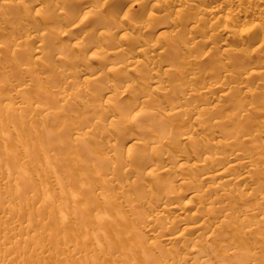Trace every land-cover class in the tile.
I'll list each match as a JSON object with an SVG mask.
<instances>
[{
  "label": "rangeland",
  "instance_id": "374dc122",
  "mask_svg": "<svg viewBox=\"0 0 264 264\" xmlns=\"http://www.w3.org/2000/svg\"><path fill=\"white\" fill-rule=\"evenodd\" d=\"M36 1L38 0H24L25 3L19 6L16 0H0V44L1 42L5 44L3 48H0V84H3V92L0 93V97L3 98L4 96V98L10 99L14 113L21 116L22 120L20 121L19 119V122L25 123L23 125L28 129L27 131L39 134V138L35 143L37 162L27 165L31 170L37 187H41L40 180L47 176L50 189H52L51 183L54 181L50 168L51 161L55 159L53 157H58L59 154L61 157L64 151L59 149L65 144H84L87 149L95 148L98 154L101 152L102 155H110L111 151H109L108 146L116 139L115 135H122L127 139L125 145L118 151L122 156V161H118L116 178L112 182V185L105 189L97 188L91 192V195L94 197L98 193H100V196L103 193L111 195L119 194L118 191L121 188H123L124 196L133 195L138 192V183L140 182L144 187L143 195H148L149 188L147 185L155 183L156 178L147 176L149 169H146L145 166L135 168L134 170L137 173H131L132 171L126 172V151L130 150L133 155L138 152L139 158L135 164H140L145 158L151 168L154 165L161 167L165 164L164 162L168 156V158L170 157L169 166L171 167L168 173L161 175L162 181H169L172 184L171 192H176L172 199H174V205L183 211V214L179 216L182 217L180 222L185 223L199 202L198 199H191L193 193L201 189L203 187L201 185L203 184H199V182L188 183L181 180L182 177H179L181 172H178L176 165L178 163H187V160L197 156L196 148L192 145L184 146L181 144L179 136L189 124L195 123V113L187 115L186 110L197 108L199 99L186 103L180 115L173 118H166L159 113L157 106L167 105V103L178 100L183 101L184 97L182 93L185 90L188 92L203 84L218 83L222 80L220 76L223 72L230 70L234 72V79L226 80V85H224L226 89L231 88L229 96L220 97L218 103L210 105V107L212 106V114L208 117L207 121L201 123L199 126V128L204 130L205 134H203L204 136H200L202 133L198 131L196 136L206 139H211L216 134L217 136L226 135L234 137L238 132L246 135V138L255 136L256 144L261 148L259 149L261 154L252 157L254 167L251 175L253 181L260 185L256 191L264 190V129L260 127L261 122L264 121V93L258 89V86H262L264 83V77L249 78L245 85L246 89H239L240 86L238 85V81L250 69L264 66V47H258L259 43L257 44V40L260 38L264 39V11L262 7L258 8L253 3L232 6L231 11L228 10L229 7H226L224 15L228 16V22L224 18L214 14L200 22L195 30L189 31L187 25L196 23L197 19L201 18L203 12L211 8L209 7L212 4L211 0L202 3L192 0H156L157 3L143 14L138 5L130 3L131 0H121L123 3L121 9L116 16L111 18V20L120 22L119 29L116 31L107 30L104 24L108 21L101 24L97 13L95 11L89 12L91 8L89 6H94L97 3L106 4L107 0H44L45 7L42 11H37L34 8ZM77 1L83 4L81 9L74 7ZM175 1L178 2V7H174ZM254 9L257 11L255 16L249 14L246 17H241L237 15V12H233V10L255 11ZM150 13H153L155 16L165 14L166 19L164 22L156 18L151 19L149 18ZM177 23L179 24V28L174 29L175 26L173 24ZM226 25H231L230 33L223 32V27ZM17 26L19 27L17 34H11V30ZM134 26L138 27L134 28ZM93 27H95L94 36L86 40L87 31L92 30ZM109 34H113L117 40H122L118 42L119 45L128 43L130 48L119 57H105L95 52V48H104L107 52L113 50L114 45L103 44ZM212 34L214 36L210 40ZM32 37L36 38L33 39ZM224 38H226L225 41L223 40ZM40 40H42L41 44ZM209 40L210 42L204 45L203 42ZM18 43L23 45L22 51L28 50L31 52V60L29 61L30 73L27 80H25L23 72H25L24 68L28 66L18 63L15 58L18 54H13V49L18 46ZM152 45L155 46L154 49L156 50L160 46H163L166 55L159 57L157 52L152 50V47H154ZM137 48L144 49L142 54L135 52ZM177 49L179 51H176ZM57 55L66 61V63L62 64L63 71L75 70L78 72L84 67H91L89 69H92V71L87 75L81 73L75 74L71 82H68L60 72L61 66L59 67V65L61 64H57L54 61V56ZM189 55L193 56L189 57ZM128 57H131L133 61H127ZM182 58L192 59L199 64L208 61L209 64L207 68L200 67L198 75H193L190 69L181 63ZM154 59L165 62L168 66L172 67V71L168 73L163 67L151 64ZM112 67H118V70L112 71ZM129 68L132 69L129 70ZM95 73L100 74L101 77L98 84L88 86L90 95L81 93L76 99H70V101L66 102L65 98L70 97L77 87L86 86L87 79L96 76ZM158 78L163 82L160 85H156L155 83L158 81ZM47 80H50L49 84ZM30 82H34L33 86L29 85ZM109 84H113V90L119 94L112 103H106L104 97L108 92ZM127 85H131V88L127 93H124L123 90ZM23 86L31 87V89H28L30 92L27 94L18 92L20 87ZM55 87L59 88V93L54 92ZM39 88H42L41 90L44 91H41ZM38 92L40 94L46 93L40 95ZM50 92H54L56 95H52ZM17 96H20L19 100L14 99ZM214 96L217 98L218 95ZM3 100H0L2 102L0 107L7 103V100ZM17 104L31 105L33 110H27L29 108L26 109L25 107L23 111H18L16 109ZM100 106L104 108L107 106L108 110H112L113 112L109 115L120 114L121 117L116 122H113L109 117L98 111V107ZM135 106H140L144 110L153 113L148 115V117L154 122V133L144 131L146 129L144 121L140 119L141 117L133 116L134 110L140 109V107L135 109ZM36 107L37 109H35ZM13 110H9L6 113L12 114ZM55 115L59 117L58 123L53 121ZM0 118H2L0 131L2 127L12 132L14 129L6 122L5 118L2 115ZM219 120H223L226 124L218 128H211V123L214 126L215 122ZM8 121L10 122V120ZM75 128L78 129L77 132H73ZM90 129H94L93 137L90 140L76 141V133L83 134ZM50 131L55 135H50L48 133ZM46 134H49V137L46 136L45 138ZM61 136H63V139ZM133 138L141 140L140 144L134 148H132L133 141H131ZM24 139L26 140L27 138ZM24 139L23 137L20 138V140L25 141ZM5 142H8V139ZM5 142H0V146H3ZM155 145L162 146L167 154H158L152 150V147ZM14 148L22 159L29 157L25 147L18 145L14 146ZM238 149L243 148L237 143L230 144L229 142H224L222 146V150ZM59 151L61 152L59 153ZM181 151L184 153V160L178 161L176 158ZM62 156L64 157L66 154L64 153ZM37 170L40 175L37 174ZM243 171L245 170L236 169L234 174H244ZM186 174H190V172H186ZM195 174L199 175L197 172ZM259 174H261L260 177ZM92 180L93 178L90 179V181ZM50 189L49 191L44 189L45 191L42 192L51 195L53 189L52 192ZM243 189L244 184L238 188V191ZM261 193H264V191ZM72 194L79 197L80 194H83L87 197L85 204L88 211L83 217L86 220L91 219L92 224H94L98 213L108 210V205L113 202V199L109 196L105 199L104 206H102L100 199H93L88 202L89 194L87 191L72 189L69 195ZM221 199L234 202L235 204L243 202L250 206L253 205V207L257 205L256 203H260V201L250 200V197L247 196H230ZM37 200L40 204L44 199L39 197ZM68 200L71 202V197ZM51 203V201L45 203L44 209L47 210ZM7 205L0 204V207H6L4 212H0V221L6 217H10L14 223L11 226L7 222L5 225H1L0 239H5V234L13 230L16 222L23 224L26 217L30 216L38 222L45 223V227L40 226L38 229L40 240L28 246V249H35L36 253L42 255V258L40 257L42 260L40 261L39 259V262H34L33 264H84V260H75L74 258L79 254L91 252L89 237L85 236L86 241L83 246H74V237H71L72 243L61 245V247L66 246L68 254L66 260L62 258L61 260L57 256H52L56 245L53 244V233L51 232V230H55L54 225L56 223L61 224V217L57 213L53 215L40 211L36 207L38 204H34V206H30L22 211H10ZM127 205L129 204H126V206L122 205L121 210L127 218L139 216L147 220L152 216L158 219L156 210H144V206L141 203L135 204V212L131 214ZM64 208L71 209V205L67 204ZM74 208V211L78 210L76 207ZM246 212H239L238 216L240 218H234V215H232L225 221L232 222L234 226L239 225V220H241V223H249L248 220H250V223L256 224L257 218L261 215L254 211L255 217L243 218ZM67 214V217H73L70 211ZM186 214L187 216H185ZM116 218L117 215H114L113 220ZM171 219V216H165L159 218L157 221L160 222V225H166ZM219 219L221 217L213 215L209 225H216L215 223ZM103 222L99 217L98 226L101 227ZM69 226V221L66 219V223L63 226L60 225L59 230H68ZM128 227L127 233L136 232L137 230L141 231L139 239L143 245H146L151 238L155 237L152 232L148 233L143 231V229L139 230L138 225L132 224ZM73 228H75L74 225ZM156 229H153V231ZM178 230H180V227L176 232ZM28 232L37 234V231L33 229ZM167 233L168 231L165 232V234ZM26 235L25 232L23 236ZM70 235H75V239H80L82 235L84 236L83 229H79L78 231L76 229L74 232L71 230ZM224 235H228L229 237H225ZM232 235L233 231L231 229H219L215 230L212 236H206L200 242H195L191 240L194 234H190L188 239L182 244L179 242L174 243L172 255L176 258H185L180 260L182 261L181 264H187L188 261H197L199 259H208L211 264H221L222 258L232 251L225 248L219 239L228 238L236 242L237 248L235 249V253L247 255L245 263L264 264V252L256 260L249 261V255H251V250L255 246H248L246 241H238V237L233 238L231 237ZM246 236L250 237V233H246ZM253 237L255 235L251 238ZM16 239L11 237L8 242H14ZM137 240L130 236L121 238L120 241L123 247L116 253V260L113 262L99 260L95 264H125L131 261L134 253H137L135 247ZM167 245L162 244V247L150 251V254L155 257L156 261L167 259L166 255H164L165 250L168 249ZM128 246H132V254L127 256L123 248ZM191 249H194L195 253L190 252ZM135 255L138 256V254ZM138 261L140 264H144L142 258H139ZM238 263L234 258L229 261V264ZM10 264H14V260Z\"/></svg>",
  "mask_w": 264,
  "mask_h": 264
},
{
  "label": "bare ground",
  "instance_id": "6f19581e",
  "mask_svg": "<svg viewBox=\"0 0 264 264\" xmlns=\"http://www.w3.org/2000/svg\"><path fill=\"white\" fill-rule=\"evenodd\" d=\"M192 1L202 3L208 0ZM211 1L212 4L209 6L211 8L204 11L201 18H198L196 23L187 25L189 27V31L195 30L196 26L200 22L204 21V19H206L207 17L213 16L214 14H217L218 17H222L228 22V16L224 15L226 7H229L228 10L231 11L232 6H242L247 3H253L258 8L262 7L264 11V0ZM16 2L19 6L25 3L24 0H16ZM130 3L132 5H138L143 14L150 7L154 6L157 1L131 0ZM122 4L123 3L121 2V0H107L106 4L97 3L94 6H89L91 7L89 12L95 11L97 13V17H99L98 19L101 21V24H104L106 21H108L104 24V27L107 30L118 31L120 22L111 20V18L117 15L118 11L121 9ZM34 6L37 11H42L45 7V1L38 0L34 3ZM176 6L178 7L177 1L174 2V7ZM74 7L81 9L83 7V4L77 1L74 4ZM233 12H237V15L241 17H246L249 14L255 16L257 14L256 10H233ZM149 18H156L158 20H163L162 22H164L166 19V15L164 14L161 16H155L153 13H150ZM173 25L175 26L174 29L179 28L178 23ZM137 27L138 26H134V28ZM18 29V26L13 28L11 30V34H17ZM94 30L95 27H93L92 30L87 31L85 36L86 40H89L94 36ZM230 30L231 25H226L223 27L224 33H230ZM70 31L72 30L70 29ZM213 36V34L210 36V40ZM210 40L203 42L204 45L208 44ZM223 40L225 41L226 38H224ZM120 41L122 40H117L113 34H109L105 38L103 44L114 45L113 50L107 52L106 50H104V48H95V52H97L98 54H102L105 57H119L124 53V51L130 48L128 43L119 45L118 42ZM41 43L42 40H40V44ZM257 44L259 45L258 47H264V39L260 38L259 40H257ZM4 45L5 44L1 42L0 48H3ZM22 47L23 45L21 43H18V46H16V48L14 47L13 49V54H18L15 56L18 63L28 66L24 68L25 72H23L25 80H27L30 73L29 61L31 60V52L28 50L22 51ZM152 48L153 51L155 50V52H157V55L159 57L166 55V51L163 46H160L157 50L154 49L155 46ZM143 51L144 49L142 48H137L135 50L137 54H142ZM176 51H179V49H177ZM191 56L193 55H189V57ZM54 58V61L57 64H61L59 65V67L61 66L60 72L63 75L64 79L68 82H71L75 74L81 73L87 75L92 71V69H89L91 67H84L78 72L75 70L63 71L62 64L66 63L65 59L59 55L54 56ZM127 61L133 60H131V57H128ZM181 63L189 68L193 75H198L200 73V67L207 68L209 64L208 61H204L199 64L194 60L188 58H182ZM151 64H156L158 67H163L168 73L172 71V67L168 66V64H166L165 62L154 59ZM131 69L132 68H129V70ZM111 70H118V67H112ZM233 73L234 72L230 70H225L220 76L222 77L221 81L219 79L220 82L217 81L218 83L214 82L209 85L203 84L202 86L194 90H189L188 92H186L185 90V92L182 93L184 97L183 101L178 100L176 102L167 103V105L157 106V111L159 113L164 115L166 118H173L180 115V113L182 112V108L185 107L186 103L199 99L197 108H192L190 110L185 109L188 113L187 115L195 113V123L189 124V126L185 130H183V132H181L179 136L181 140L180 143L184 146L192 145L193 147H195L197 155L193 159L187 160V163H178L176 165V169L178 170V172H181L179 177H182L181 180L187 181L188 183L199 182V184H203L201 185L203 186L201 189H198L193 193L191 199H198L199 202L195 207L194 212L191 213L185 223L180 222V219L182 217H180L179 215H182L183 211L177 208L176 205H174V199L172 198L174 197V193L176 192H171L172 184L169 181H162L161 175L168 173L171 167L169 166L170 157L168 158V156L166 157L167 160L164 162L165 164H163L161 167H157L156 165H154L151 168L145 158L144 161H142L140 164H135L137 159L139 158L138 152L133 155L130 150L126 151V172L129 173L132 171L131 173H137L134 170L135 168H141L142 166H145L146 169H149L147 171V176L156 178L155 183H149L147 185V187L149 188L148 195H143L144 187L142 186L141 182L138 183V192L133 195L124 196L122 191L123 188L118 191L120 196L119 194L111 195L109 193H103L102 196H100V193H98V195L94 197L91 195V192L97 188L105 189L112 185V182L116 178L118 161H122V156L118 151H120L121 148L125 145L127 139L122 135H115L116 139L108 146L109 151H111L110 155H102L100 152V148V154H98L95 148L87 149L84 144H65L64 146H62L59 150H63L64 152H62V154L65 153L66 156L63 157L61 154L60 157L59 154L58 157H53L56 160L52 158L53 160L51 161L50 168L54 181L53 183H51L53 193H51V195L43 193L42 191H49L50 189L48 177L46 176L47 179L46 177L42 178L40 180L41 187H37L31 170L27 167L28 164L37 162V149L35 147V143L39 138V134L37 132L34 133L27 131L28 129H26V127H24L23 125L25 123L19 122V119L20 121L22 120L21 116L14 113V110L12 109L13 105L11 104L10 99L4 98V96L3 98L0 97V100H7V103L4 102L5 104L1 105L0 116L2 115L5 118L6 122L10 124L12 129H14L12 130L13 134L15 133L17 136L15 134L13 135L12 132L8 131L7 129L1 127L0 142H5L6 139H8V142H5L3 146H0V204H8L7 206L10 211H22L23 209H26L30 206H34V204H38L36 207H38V209L42 212L53 215L57 213L61 217V224L56 223L54 225L55 230H51V232L53 233V244L56 245L54 254L52 256H57L60 259L62 258L63 260H66L68 258V254L66 251V246L61 247V245L72 243L71 237H74L75 239V235L71 236L70 231L73 230L74 232V230L76 229L77 231L79 229H83L84 236L82 235L80 239H73L74 246H83L84 242L86 241L85 236L89 237L90 239L89 242L91 245V252L79 254L74 258L75 260H84V264H95L99 260L105 262L115 261L116 253H118L123 247L120 239L127 236L138 240L135 244L137 253H134L133 259L126 262L125 264H140L138 261L139 258H142L144 260V264H181L182 261L180 260H183L185 258H176L174 257V255H172V246L174 245V243L179 242L182 244L186 239H188V236L190 234H194V237H192L191 240L200 242L201 240L206 238V236H212L215 230L219 229H231L233 231V235L231 237L235 238L237 236L238 241H246L248 246L254 245L255 247L251 250V255H249L248 260H256L257 257L262 256V252H264V193H261L264 190L256 191L260 185L253 181L251 172L254 167V161L252 160V157L254 155H260L261 153L259 149L261 148L256 144L257 142L255 136L246 138V135L239 132L236 133L234 137L226 135L217 136V134L212 136L211 139L200 137L204 136L203 134H205L204 130L199 128L200 124L207 121L208 117L212 114V106L210 107V105H215L216 103H218L220 97L229 96L231 88L229 87V89H226L224 85H226V80L234 79ZM95 75L96 76H92L87 79L86 86L83 85L81 87H77L76 91L73 92L70 97H66V102L70 101V99H76L77 96L81 95V93L90 95V93L88 92V86L98 84L101 77L100 74L95 73ZM251 77H264V66L250 69V71L245 73V75L238 81V85L240 86L239 89H246L247 87H245V85L247 83V80ZM159 79L160 78H158V81L155 82L156 85H160L163 83L161 79ZM47 83L49 84L50 80H47ZM33 84L34 82H30L29 85L33 86ZM112 85L113 84H109L107 89L108 92L104 95L106 103H112L113 100H115L116 97L119 96V94L115 90H113L114 85ZM28 86L20 87L18 92L23 94L29 93L30 91H28V89H31V87L28 88ZM130 88L131 85H127V87L123 90L124 93H127ZM39 89L41 90L42 88ZM258 89L260 90V92L264 93V83L262 84V86H258ZM2 90L3 84H0V93L3 92ZM40 92L38 93L40 94ZM54 92L59 93V88L55 87ZM54 92L50 93L52 95H56V93ZM45 93L43 92V94ZM216 94L218 95V99L216 98V96H214ZM14 99L19 100L20 96H17ZM0 104H2V102H0ZM25 107L26 109L29 108L27 110H33L31 105H16V109L18 111H23ZM139 107L140 106H135L134 108L136 109ZM35 109H37V107ZM9 110H13V113L7 114L6 112ZM106 110H108L107 106H105V108L103 106L98 107V111L109 117L113 122H116L117 119L121 117L120 114L109 115L113 111ZM131 111H133V109H131ZM151 114H153L151 111L144 110L140 107V109L134 110L133 116L141 117L140 119L144 121V126L146 128L144 131H150L154 133V122L151 118L148 117V115ZM58 118L59 117L55 115L53 121L57 122ZM8 120H10V122ZM1 122L2 118H0V125ZM225 124L226 122H224L223 120H219L215 122L214 126L211 123V128H218ZM260 127L264 129V121L261 122ZM74 130L75 131L73 132H77L78 129L75 128ZM198 131H201L202 133L200 134V136H196L198 134ZM48 133L50 135H55L54 133H51V131ZM93 133L94 129H90L83 134L76 133L77 135L75 139L76 141L90 140L93 137ZM49 134H46L45 138L46 136L49 137ZM64 134L66 135V133ZM20 135L22 136L20 137ZM22 137L23 139H27H24L25 141L20 140V138ZM61 137L63 139V136ZM131 141H133L132 148L138 146L141 142L140 139L135 140V138L131 139ZM224 142H229L230 144L237 143L243 149L222 150ZM18 145L25 147L29 155L28 158L22 159V157L18 155L17 150L14 148V146ZM152 150L156 151L158 154H167L163 147L160 145L153 146ZM61 151H59V153ZM176 159L178 161L184 160V153H182V151L181 153H178ZM106 168L107 170H105ZM236 169L245 170L243 171L244 174H234V171ZM186 172H190V174H186ZM195 172H197V174L199 173V175H196ZM37 174L40 175L38 170ZM260 176L261 174H259V177ZM95 177L97 178L94 179ZM92 178L93 180L90 181V179ZM242 184H244V189L238 191V188H240ZM235 186L237 189L235 188ZM52 189H50L51 192ZM72 189H75L77 191H87L89 194L88 202L92 201L93 199H100L102 206H104L105 199L109 196L113 199V202L108 205V210L98 213L97 217L95 218L94 224H92L91 219L86 220L83 217L84 214H86L88 211L85 204V202L87 201V197L83 194H80V197L74 194L69 195ZM178 194H180V192H178ZM230 196H247L250 197V200L260 201V203H256L257 205L253 207V205L250 206L243 202L235 204L234 202L228 200L224 201L221 199ZM39 197L44 199L40 204L37 200V198ZM69 197H71V202H69L68 200ZM48 201H51L52 203L50 204L49 208L45 210L44 205ZM136 203H141L144 206V210H156L158 219L165 216H171L172 219L166 225H160V222L157 221L158 219H155L152 216L148 219L146 218L147 220H144L143 217L139 216H136L134 218H127L121 211L122 205L126 206V204H129L127 206L131 214L135 212L134 206ZM67 204L71 205V209L64 208ZM74 207H76V209L78 210L74 211ZM5 209L6 207H0V212H4ZM67 211H70L71 214H73V217H67ZM243 211H247L245 213V217L243 218L255 217L254 211L258 212L261 216L257 218L256 224L250 223V220H248L249 223H241V220H239V225L234 226L232 222L225 221L232 215H234V218H240V216H238V213ZM187 214L185 216H187ZM114 215H117V218L115 220H113ZM213 215L219 216L221 217V219H219L217 223H215L216 225L211 226L209 224ZM99 217L104 221L101 227L98 226ZM146 217L148 216L146 215ZM66 219H68L70 224L69 229L59 230V226H63L66 223ZM6 222L9 226L14 223V221L11 220L10 217H6L4 220L0 221V227L1 225H5ZM132 224L138 225L139 230L143 229V231H146L148 233L152 232V234H154L153 236L155 237L151 238L146 245H143L139 239L141 231L139 232L137 230L136 232L127 233L129 228L128 226ZM73 225L75 226V228H73ZM40 226L45 227V223L38 222L36 219L31 218L30 216L26 217L23 224L16 222L14 224L13 230L5 234V239H0V264H10L12 263V260H14V264H33L34 262H39V259L42 255L36 253L35 249H28V246H30V244H35L40 240V235L38 233V229ZM179 227L180 230L176 232ZM155 228L157 229L153 231V229ZM32 229L37 231V234L28 232ZM166 231H168L167 234H165ZM25 232L27 235L23 236ZM156 232H158L159 235L158 233L157 235H155ZM246 233H250V237L246 236ZM99 235H101V237H99ZM254 235L255 237L251 238ZM224 236L229 237L228 235ZM11 237L17 239L14 242H8ZM219 241L222 243V245H224L225 248L232 251L227 256L222 258L221 264H229V261L232 258L236 259L239 262L238 264H251L244 262L246 260L245 258L247 257L246 254L235 253V249L237 248L236 242H233L228 238H222L219 239ZM162 244H168L166 246L168 249H164V255H166L167 259L156 261L155 257L150 254V251L162 247ZM123 250L127 253V256L132 254V246L123 248ZM190 252L195 253V250L191 249ZM135 254H138V256ZM21 257L22 259H20ZM41 260L42 259H40V261ZM187 264H211V262L208 259H199L197 261H188Z\"/></svg>",
  "mask_w": 264,
  "mask_h": 264
}]
</instances>
